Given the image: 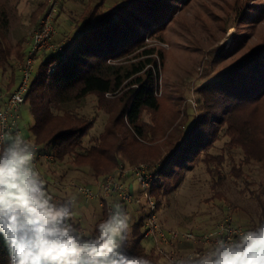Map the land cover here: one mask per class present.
Listing matches in <instances>:
<instances>
[{"label":"rangeland","instance_id":"rangeland-1","mask_svg":"<svg viewBox=\"0 0 264 264\" xmlns=\"http://www.w3.org/2000/svg\"><path fill=\"white\" fill-rule=\"evenodd\" d=\"M86 1L0 0V15L3 18L4 14L7 22L0 35L4 47L11 53L9 61L14 66L20 64L16 58L18 53L22 50L26 52L30 37L38 29L40 21L50 13L55 28L53 38L66 42V38H71L69 34L73 25L82 21L83 15L86 18L89 14H96V19L101 22L123 16L126 11H136L134 6L138 4L128 3L129 0L120 3L121 0H114L118 4L112 5L114 1L106 0L103 4L96 5L99 0H95L83 12ZM174 1L175 3L165 4L166 0H145V12L138 15L149 25L142 31L144 48L160 51L163 60L155 81L159 107L156 111L142 113L139 121L145 137L138 141L139 144L129 148L131 154L126 162L134 159V165L144 163L157 166L173 153L174 129H178L183 116H190V119L201 118L206 114L217 116L218 108H210L215 98L208 90H202L205 85L224 77L252 58L264 63V57L254 56L259 48H264V0ZM151 9L157 10L156 14L160 16L157 24L147 19L146 11ZM141 51L142 49L135 50L126 57V63L118 64L143 60L145 57L139 56ZM50 52L51 50L42 51L36 57L33 70H36L41 60ZM23 59L24 57L22 61ZM16 77L17 84L19 72ZM3 82L5 77H2ZM97 104V97L89 95L79 103L63 106L64 109L94 120L87 133L85 146L91 145L89 143L103 131L107 122L105 111L99 110ZM174 104H177L178 112L173 114ZM262 107L264 110V103ZM241 115L247 116V112ZM32 122L28 106L23 105L20 110L19 130L30 141ZM187 126H190L189 121ZM218 138L219 142L214 149L201 155L195 168L185 173L177 189L170 191L161 200L158 219L167 229L206 235L224 220H229L232 225L242 230L258 224L261 213L258 197L262 198L263 195L261 185L264 184V167L251 161L243 166L244 171L239 178H232L231 168L242 163L240 159L243 158V153L238 148L227 151L225 146L228 138L224 137L223 132L219 133ZM36 148L38 150L37 146ZM209 154L212 155L211 158L223 159L221 164L211 163L209 168H214V173L211 171L208 174L204 163L208 162ZM36 162L39 172L43 171L42 164L48 165L51 178L43 179L47 180L46 186L51 195L66 202L70 200L72 222L80 223L84 234L91 233L95 222L101 218L102 207L96 201L85 200L76 192L78 185L91 182V169L73 163L71 156H65L58 162L38 156ZM217 170L220 179L214 175ZM134 189L136 194L138 190L135 183ZM108 201L112 205L120 203L127 206L130 224L138 219L136 204L121 203L117 197ZM142 244L147 249L152 247L147 239ZM186 247L190 245L184 248ZM155 262L169 264L165 260Z\"/></svg>","mask_w":264,"mask_h":264},{"label":"trees","instance_id":"trees-1","mask_svg":"<svg viewBox=\"0 0 264 264\" xmlns=\"http://www.w3.org/2000/svg\"><path fill=\"white\" fill-rule=\"evenodd\" d=\"M94 1L87 0L83 12L88 10ZM123 1L126 0L119 3ZM104 2L106 0H99L96 5ZM128 3H138L134 6L137 10L126 11L123 16L101 22L96 19V14H89L86 18L83 15L82 21L73 25L70 39L66 38V42H60L56 37L53 38V46L64 50L63 62L55 65L60 56L54 50L44 59L41 58L24 99L23 105L28 106L33 119L30 131L33 145L38 147L36 152L39 157H50L52 162H58L65 156H71L73 163L88 166L91 169V182L87 181L84 185L89 187L104 181L120 165L131 167L139 164L134 165V159L126 162L131 154L129 148L139 144L138 141L145 137L139 121L142 113L156 111L160 104L155 94V81L163 55L160 51L144 48L142 31L149 25L138 15L145 12V0H129ZM167 3L175 1L166 0L165 4ZM117 4V1L112 3ZM156 12L157 10H147L146 15L147 19L157 24L160 22V16ZM2 16L3 18L0 15V33L7 23L5 15ZM137 49H142L139 56L145 57L143 60L118 64L126 63V57ZM26 52L22 50L18 53L16 58L20 64L14 66L9 61L11 53L4 47L0 35V93L13 91L17 82L16 74ZM263 55L264 48L261 47L254 56L264 57ZM52 67L54 70L49 73ZM2 77H5L3 83ZM202 90H208L215 98L210 108H218L217 116L206 114L195 119L183 116L178 129H174V152L161 164L148 165L155 178L150 185V191L157 210L162 205L163 197L177 189L185 173L195 168L201 155L214 149L219 142L220 132L228 138L225 146L227 151L238 148L243 153V158L240 159L242 163L231 168L232 178H239L244 171L243 166L251 161L264 167V63L252 58L224 77L205 85ZM89 95L97 97L98 109L105 111L107 122L103 131L89 143L91 145L85 146L87 133L91 130L94 120L64 109L63 106L79 103ZM106 95L111 97L106 98ZM174 107L173 114L178 112L177 104H174ZM245 112L247 116L241 115ZM211 156L207 155L208 162L204 163L208 174L211 171L214 173V168H209V165L213 162L221 164L223 159H214L215 157ZM232 163L235 165L233 159ZM218 173L217 170L214 175L220 179ZM127 180L133 182L131 179ZM261 188L263 195L262 198L258 197L261 210L258 223H264V184ZM136 196H140L138 191ZM141 202H132L138 208L139 217L131 223L132 233L130 238L123 242L122 250L143 255L150 259L152 264H156L155 261L164 259L155 252L152 244L149 249L142 244L146 239L142 227L146 206L144 201ZM120 205L127 210L126 205ZM105 217L102 206L101 218L95 222L92 232L88 235L82 233L80 223L74 224L82 235L89 237L95 234L97 223ZM0 264H8V252L2 240Z\"/></svg>","mask_w":264,"mask_h":264},{"label":"clouds","instance_id":"clouds-1","mask_svg":"<svg viewBox=\"0 0 264 264\" xmlns=\"http://www.w3.org/2000/svg\"><path fill=\"white\" fill-rule=\"evenodd\" d=\"M35 159V147L23 135L0 137V240L8 264H152L122 250L132 227L118 203L97 223L94 235H82L72 222L71 201L51 195ZM169 264H264V223L217 238L206 250Z\"/></svg>","mask_w":264,"mask_h":264},{"label":"built area","instance_id":"built-area-1","mask_svg":"<svg viewBox=\"0 0 264 264\" xmlns=\"http://www.w3.org/2000/svg\"><path fill=\"white\" fill-rule=\"evenodd\" d=\"M51 17L52 13L46 15L40 21L38 29L30 37L26 55L19 69V80L13 91L7 94L0 93V137L9 132L20 134V110L33 77V65L36 57L42 51L54 50L60 56L55 65H60L63 62L64 50L55 48L51 42L55 34ZM53 70L54 67L49 70V73ZM38 156L36 152L35 165ZM127 179H131L133 182ZM154 179L147 164L141 163L131 167L120 165L98 185L94 187L78 185L76 192L85 200L99 201L104 207L106 216L113 206L108 201L112 197H117L123 203L144 201L146 206L142 224L144 237L151 242L155 252L168 263L182 254L206 250L210 244H214L217 238L243 231L232 225L229 220L216 224L213 230L206 235L167 229L159 222L158 210L151 196L150 185ZM134 183L140 196H136L134 193ZM186 245H190V247L184 248Z\"/></svg>","mask_w":264,"mask_h":264},{"label":"crops","instance_id":"crops-1","mask_svg":"<svg viewBox=\"0 0 264 264\" xmlns=\"http://www.w3.org/2000/svg\"><path fill=\"white\" fill-rule=\"evenodd\" d=\"M32 137V136H31ZM28 140V139H27ZM32 140V139H31ZM28 141H30V140H28ZM30 142H32V141H30ZM33 143V142H32ZM38 164V162H36V165ZM41 167H43L42 169H43V171L42 172H40V174H41V176H42V178H51V174L49 173V168H48V165L47 166H45L44 164H42L41 165ZM45 181H46V183H47V180L46 179H44ZM51 180V179H50ZM51 181H53V179L51 180ZM134 192H135V189H134ZM97 203H98V205H100L101 207H102V205H101V203L99 202V201H96ZM82 233H83V231H82ZM84 234V233H83Z\"/></svg>","mask_w":264,"mask_h":264}]
</instances>
